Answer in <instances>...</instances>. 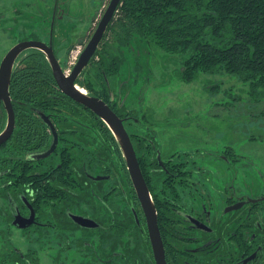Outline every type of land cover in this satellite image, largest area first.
Wrapping results in <instances>:
<instances>
[{"label":"flooded vegetation","instance_id":"af4514ba","mask_svg":"<svg viewBox=\"0 0 264 264\" xmlns=\"http://www.w3.org/2000/svg\"><path fill=\"white\" fill-rule=\"evenodd\" d=\"M134 39L141 41L135 36L129 46L116 45L108 71L96 64L99 58L92 62L95 55L76 88L103 101L122 121L155 210L165 264H264V190L253 197L231 185L229 172L238 162L233 149L215 154L224 168L189 160L187 149L162 145L154 125L141 122L112 91L110 79L120 74ZM74 42L65 49V59ZM23 43L43 42L35 34L13 48ZM44 44L59 62L53 37ZM30 50L43 53L28 49L14 63L9 85L13 123L10 107L0 102V264H42L43 259L52 264H158L153 216L109 126L60 90L44 53L54 80L44 88L54 100L60 95L70 99L77 118H59L57 107L42 108L41 95L26 91L25 77L12 94L14 72ZM73 69L62 71L69 77ZM183 71L184 62L182 81ZM208 167L217 171L215 180L206 176Z\"/></svg>","mask_w":264,"mask_h":264},{"label":"rangeland","instance_id":"374dc122","mask_svg":"<svg viewBox=\"0 0 264 264\" xmlns=\"http://www.w3.org/2000/svg\"><path fill=\"white\" fill-rule=\"evenodd\" d=\"M110 1L0 0V58L30 35L43 43L53 37L59 62L70 72ZM73 42L65 59V49ZM185 59L186 55L168 54L154 43L134 39L120 74L110 79L112 91L141 122L154 125L162 145L187 149L189 160L224 168L216 164L215 154L233 149L238 162L228 180L256 197L264 190V103L257 101L263 97H254L248 82L227 73H200L183 82ZM208 170L206 176L215 180L217 171Z\"/></svg>","mask_w":264,"mask_h":264},{"label":"trees","instance_id":"16d2710c","mask_svg":"<svg viewBox=\"0 0 264 264\" xmlns=\"http://www.w3.org/2000/svg\"><path fill=\"white\" fill-rule=\"evenodd\" d=\"M135 36L168 54L186 55L183 81L200 73H227L248 82L252 95L263 97L257 101L264 103V0H122L92 62L99 58L96 64L108 71L109 61L116 60V45L129 46ZM19 62L12 94L25 77L26 91L41 95L42 108L57 107L59 118H77L70 99L60 95L54 100L44 88L54 80L43 53L27 51Z\"/></svg>","mask_w":264,"mask_h":264},{"label":"water","instance_id":"95a60500","mask_svg":"<svg viewBox=\"0 0 264 264\" xmlns=\"http://www.w3.org/2000/svg\"><path fill=\"white\" fill-rule=\"evenodd\" d=\"M121 2L122 0L110 1V4L97 27V30L95 31L92 39L90 40L82 54L80 55L79 60L69 77H66L64 75L57 58L52 52V49L47 47L44 43H23L13 48L5 56L0 66V102L1 100H4L7 103L8 108L10 107V113L13 123V111L10 105L9 85L14 63L18 56L28 49L34 48L42 51L46 55L47 60L49 61V64L53 71V75L59 85L60 90L64 94L72 98L74 101L83 104L85 107H87L97 116H99L109 126L111 131L119 140L130 174L136 187L138 188L141 201L145 208L148 210V212L151 213L153 216L152 225L151 222H149L151 231L154 228V233L152 232V239L155 247L158 264H165L162 243L159 236V231L157 229V220L154 214L155 210L153 211V206H151L152 204L150 201L147 185L142 176L132 143L123 126L122 121L103 101L95 97L85 96L76 88L77 80L88 68L92 59L96 55L98 48L102 40L104 39L107 30L109 29V26L115 18V15L119 6L121 5Z\"/></svg>","mask_w":264,"mask_h":264},{"label":"built area","instance_id":"2783aa9c","mask_svg":"<svg viewBox=\"0 0 264 264\" xmlns=\"http://www.w3.org/2000/svg\"><path fill=\"white\" fill-rule=\"evenodd\" d=\"M77 58V57H76ZM76 60V59H75Z\"/></svg>","mask_w":264,"mask_h":264}]
</instances>
